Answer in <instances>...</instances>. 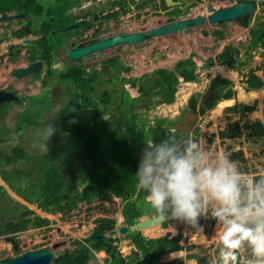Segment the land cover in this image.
Masks as SVG:
<instances>
[{
  "label": "rangeland",
  "instance_id": "374dc122",
  "mask_svg": "<svg viewBox=\"0 0 264 264\" xmlns=\"http://www.w3.org/2000/svg\"><path fill=\"white\" fill-rule=\"evenodd\" d=\"M35 1L40 6L42 5L45 11L54 2L56 3L52 5L53 7L65 6L66 10L71 12L68 14L69 20L75 23L83 21V23L74 29L76 33L70 30L75 40L71 38L68 40L73 41V45H69V42L62 43L54 50L52 60L55 62V67L47 65L44 78L41 77L42 70L41 75L39 74L40 80H34V82L28 80L29 82L26 83L30 84L28 93H25L26 96L24 94L26 98L23 97V102L19 105L12 104L5 117L0 119V157L3 158V161L0 159V212L3 215L6 214L5 218L9 217L12 208L15 213H19L23 208H28V204L31 205L30 208H33L32 213L34 214L39 210L40 204L46 207L45 210L48 212H45L46 214L53 216L51 222L55 224V231L59 230L63 232V236H73L82 242H84L82 238L84 232L88 234L92 225L97 224L103 217H112L116 221L117 219L122 220L121 209L124 201L109 194L92 198L89 201H78L72 206L73 196L76 195L75 190L79 192L83 188L78 182L85 180L76 176L80 174L85 164V161L77 155L72 154L71 158H67L66 154V163L59 161L58 158L53 159L48 167L56 166L57 177L61 175L59 182L64 181L63 184L67 189L61 191L63 187L59 190V196L62 197L54 199L55 203L48 202L47 196H44L45 187L40 182L42 163L47 156H54V153L64 154L69 142L66 134L60 130V122L55 116V111L61 108L70 96H73L70 84L61 79L55 78L54 80L48 74V71L53 74L54 71H59L64 66L82 68L93 78L91 89L85 90L84 95L89 104L98 107L109 127H114V122L120 115L119 105L132 100L127 106L131 108V114L127 113V116L119 119L118 122L127 126L121 125L120 131L133 150L134 157L138 160L142 158L144 141L133 142L131 140H136L137 136H141V126L154 135L156 131L153 132V128L157 122L165 120L163 125L172 127L171 131L175 133L177 142L183 144L188 140L189 135L193 136L206 151L207 163L210 165L216 164V156L228 153L230 159L242 172L244 182L251 183L264 179V72L261 69L264 59L259 56L258 49L248 54L251 35L249 26H253L256 16L252 17L249 26H242L236 21L205 22L193 27L187 33L161 36L139 44L124 45L120 49H107L100 57L73 60L67 52L79 43H88L92 41L91 39L102 38L101 36L121 34L123 30L134 32L150 29L160 25L159 22L170 20L163 15L153 13L157 10L156 8L150 11L152 5L156 3L160 5L162 2L160 0L152 2L123 0L120 9L116 10V3L120 0ZM194 1L196 4H189L190 9L185 12L192 14L193 17L208 15L205 10L208 3L200 0ZM83 6L86 7L83 8ZM200 6L203 7L202 10ZM212 6L216 9L220 8V4L214 3ZM103 10L109 11V14L104 16ZM94 15L100 17L94 19L92 18ZM90 17L92 19L88 20L87 18ZM46 18L47 15L31 19L30 29L33 30V34L38 33L41 22ZM60 36L63 38V33ZM65 41L67 39H63V42ZM10 42L12 41L8 40L3 43ZM223 51H228L234 61L229 63L228 58L222 54ZM22 52L23 49H21ZM189 61L194 65L195 79L184 81L179 76L176 67L179 63H183L186 67ZM222 69L225 71L223 72ZM249 70H254L253 75L262 78L260 88H248L245 83V74ZM160 71H167L176 77V91L172 103H162L165 93L160 94L159 90L165 87V83ZM218 77L230 81L225 88H230L234 92L232 103L221 105L222 101H219L214 103L212 108H208L205 101L211 104L213 102L211 96H214L215 92L221 88V84L217 82ZM157 79L162 81L160 86L156 83ZM134 84L136 86H133ZM139 87L143 88V94L139 92ZM241 93L244 96H240ZM192 96L197 97V103L194 111H189L187 106ZM238 104L248 105L252 111L243 113L239 106L236 109H230ZM131 115L136 116L134 121ZM168 121H173V125L169 126ZM21 122L28 124L18 130ZM257 122L262 126L261 135L256 136L249 130H245L246 126H255ZM48 124H51L56 131L47 141L48 152L46 153L41 151L38 145L42 142L39 132ZM21 155H24L22 159H18ZM56 180L58 181V178ZM22 203L25 205H21ZM29 215L31 213L24 214L29 222V225H25L26 230H31L30 228L36 226L37 217L34 219ZM202 226L203 232H192L188 225L182 222L167 221L164 232L171 230V238L180 235L177 242L181 243L175 246L177 248L173 245L172 248L176 250L172 248L168 250L158 259L159 262L162 264L175 262L176 264L180 260L182 264H220L219 254L222 245L219 241V233L222 232V228L211 218L210 214L207 219L203 218ZM178 230H182V233L177 234ZM142 232L146 236L164 238V233L157 236V229H154V235H147L145 230ZM52 234V237H56L55 232ZM116 238L115 249L126 257L132 248L131 242L127 239V235ZM103 240L112 241L108 237L100 241ZM78 243L81 244V242ZM114 246L112 244L113 248ZM105 249L104 245V248L93 249V252L104 253L106 256ZM123 249L128 252L124 253ZM191 254L198 256V259H189L188 256ZM248 254L247 249L240 250L241 264ZM107 255L111 257L110 253ZM90 259L91 264H98L93 254Z\"/></svg>",
  "mask_w": 264,
  "mask_h": 264
},
{
  "label": "trees",
  "instance_id": "16d2710c",
  "mask_svg": "<svg viewBox=\"0 0 264 264\" xmlns=\"http://www.w3.org/2000/svg\"><path fill=\"white\" fill-rule=\"evenodd\" d=\"M12 9L22 10L34 16H40L43 12L42 7L39 6L35 0H0V13ZM64 11H66V7L62 6V9H60L61 15L64 14ZM59 23L61 24L60 27L68 24L67 21ZM251 37L248 54L257 49H261L258 53L259 56L264 59V24L258 25L257 28H253ZM48 46V41H43V47L45 50L43 57L49 62ZM222 54L228 58L227 60L230 61L229 63L234 61L228 51H223ZM188 64L189 65H186L185 67L183 63H179L176 67L179 76H181L184 81L195 79V75L193 74L194 65L190 61ZM261 69L264 72V63L263 66L261 65ZM253 72L254 70H249V72L245 74V83L248 85V88L258 89L262 85V78L253 75ZM159 73L162 75V79L165 83V87L159 90L160 94L165 93L162 103H172L176 91V77L174 74L167 71H160ZM59 78L72 84L74 95L55 113L56 118L60 122L59 127L61 132L66 134L69 139V142L65 147L66 151L62 155L60 153H54V156H47L42 163L40 182L45 187L44 196H47L48 202H52L54 199L58 198V191L64 187L62 182L56 180L58 169L54 165L48 167V163L52 162L55 158L66 163L67 158H71V155L73 154L79 156L85 161L82 173L87 176V180L89 181V186L86 187L82 193H78L75 200L89 201L92 198L100 197L102 195L104 197L108 194L120 198L124 201L121 214L125 225L134 224L136 219L141 216L155 215L151 207L145 202L144 197L146 193L138 191L136 188L137 178L135 175L140 160L134 157L133 150L120 131L121 125L123 124H121L122 122H118L119 119L121 120L124 116H127V113L130 112L131 114V108L127 106L132 100L130 99V102L126 101L125 104H122L121 106L119 105L121 108L120 115L116 119V122H114V127H109L108 122L103 119V115L98 107L89 104L88 99L84 95L85 90L91 89V84L93 82L91 76L86 74L82 68L67 67L64 71L59 73ZM137 81L138 80H136V82ZM217 82L221 84V88L215 92L214 96H211L213 98L211 104L205 101L208 108H212L214 103L230 100L234 96V92L230 88H225L230 81L218 77ZM156 83L160 86L162 83L161 79H157ZM135 84L133 86H136ZM138 90L143 94L144 91L142 87H139ZM196 103L197 97L192 96L188 101V110L194 111ZM238 106L242 109L243 113H249L252 111V108L245 104L234 105L230 107V109H236ZM131 117L134 121L136 116L131 115ZM25 120L28 121L27 119ZM164 122L165 120L157 122V125L153 128V132L156 131L154 135L151 131L145 130V127L141 126V136H137L136 140L131 141L143 142L147 138H150L159 143L161 140L167 139L172 133V127L164 126ZM25 124L27 125L28 123L21 122V124L18 125V130H20ZM167 124L172 126L173 121H168ZM245 130H249L256 136L261 135L263 132L262 126L259 122H257L255 126H246ZM238 131H240V129H238ZM66 154L68 155L67 158ZM22 156L24 155H21L18 159H22ZM0 159L3 161V158L0 157ZM114 224L115 220L111 219L107 229H112ZM200 224H203V218H201ZM161 226L162 228H165L166 222L162 223ZM188 228L192 232L197 231L190 226H188ZM179 236L177 235L171 239L162 237L157 239H146L140 233H132L128 239L131 240L135 249L141 253L142 258L147 257L150 261H154L159 259L161 255L167 253L168 250H171L173 245L174 248H177L175 246H179L181 243L180 241L177 242ZM111 240L113 241V239ZM112 241L103 240L94 242L93 249L100 250L104 248L105 245V251L107 254L110 253L111 258L117 263L121 258V254H119L115 247H112ZM174 248H172V250H176ZM74 257L77 262H69L68 259L70 256H67L55 261L53 264H82L86 262L91 255L88 251H80L76 253ZM188 258L198 259V256L191 254ZM178 261L179 262L176 264H182L180 260ZM170 264H175V262Z\"/></svg>",
  "mask_w": 264,
  "mask_h": 264
},
{
  "label": "clouds",
  "instance_id": "9594fccd",
  "mask_svg": "<svg viewBox=\"0 0 264 264\" xmlns=\"http://www.w3.org/2000/svg\"><path fill=\"white\" fill-rule=\"evenodd\" d=\"M55 131L51 124L40 130L41 151L48 152L47 141ZM144 145L136 188L146 193L145 202L157 219L176 220L203 232L200 220L210 214L222 228L220 264H241L242 248L249 253L243 264H264V179L244 182L228 153L216 156V164L210 165L206 151L191 135L183 144L172 132L159 143L144 140ZM118 223L125 225L123 216ZM160 228L163 233L165 228Z\"/></svg>",
  "mask_w": 264,
  "mask_h": 264
},
{
  "label": "flooded vegetation",
  "instance_id": "af4514ba",
  "mask_svg": "<svg viewBox=\"0 0 264 264\" xmlns=\"http://www.w3.org/2000/svg\"><path fill=\"white\" fill-rule=\"evenodd\" d=\"M147 1L152 2L153 0H147ZM147 1L144 0V2H147ZM160 1L162 2V4L159 5L158 3H156V5H152L150 7L151 8L150 11H152L153 8L154 9L156 8L157 10H154L153 13H158L160 15H163L166 19H171V18L178 19L179 17L184 18V17H187V15H191V17H193L192 14L186 13L185 11H188L190 9L189 4L191 5L196 4L194 0H160ZM200 1H204L208 3L207 6L205 7V10L208 7H214L212 6L214 3L220 4V8L226 7L229 5L239 4V3H251L253 7L246 14L247 26H249V22L251 21L252 17L256 16V19H255L256 21H254L255 25L253 23V26H249V33L252 32L253 28H257L258 25L264 24V0H200ZM121 2H123V0H120V2L116 3L117 4L116 10L120 9ZM55 3L56 2H54L53 4ZM53 4H51L50 8L47 11H45L42 8L43 12L40 16L47 15V18L41 22L39 31L36 34H33L32 33L33 30L30 29L31 19H37L40 16H34L30 13H26L25 11H22V10L20 11L17 9H12L10 11L0 13V18L11 17L10 19L8 18L2 21L0 20V25H1L0 26V119H2L3 116L5 117L6 113L9 111L8 110L9 107L12 104L19 105L20 103L23 102V97L26 96L29 90L30 83H26V82H29L28 80H30L31 82H34V80H40L39 74L40 72H42V70H43V75L41 77L44 78L46 74L47 65H50V66L52 65L51 66L52 68L55 67L54 65L55 62H53L52 60V54L54 50L56 48H59L60 44L69 42L68 39L70 38L73 39L74 41L75 37L72 36V34L70 33V30L74 31V29H76L78 25L80 24L82 25L83 23V21H79L78 23L72 22V20H69V15H68L71 12L66 10L64 11V14L61 15L60 9H62V6L60 8L59 6L53 7L52 6ZM85 7L86 6H83V8ZM199 8L201 10L203 9L202 6H200ZM185 13L186 15H184ZM103 14L104 16L108 15L109 11L103 10ZM208 16H209V13L206 16L203 15V17L205 18H207ZM98 17L100 16L94 15L92 18L97 19ZM92 18L90 17L87 19L90 20ZM63 21H67L68 24L66 26L60 27L61 24L59 22L62 23ZM219 23H222V22H219ZM72 25H76V27L63 31L65 28L72 26ZM124 31L126 30H123V32ZM61 33H63L64 35L63 38L62 36H60ZM72 33H76V32L74 31ZM29 36L32 37L30 39L31 41L29 43H26L25 40L30 38ZM52 36H56V38H52ZM101 37H108V36H101ZM251 38L252 37L250 35V41H251ZM63 39L64 40L67 39V41L63 42ZM8 40H11L12 42L8 44L3 43ZM43 41H48V44H49L48 46L49 60H50L49 62L47 61L46 58L43 57V54L45 52L44 47H43ZM73 41L69 42V45H73L74 43ZM82 43H86V42H82ZM22 46L24 48H21ZM15 47H18V49H15ZM21 49H23L22 53H21ZM258 50L259 52L261 51V49H258ZM35 64H37L38 67L26 73L22 77H17V76L12 75L13 70L27 68ZM67 67H74V66H64V68H62L61 70L56 71V72L54 71L53 74H50V71H48V74L50 77H53L54 80L60 79L59 73L64 71ZM64 81L68 82L66 80ZM69 84H70L71 94L74 95L72 84L71 83ZM7 94H12L13 96L17 98V100L5 101L4 98L7 96ZM69 98H72V96H70ZM57 111H55V113ZM50 163L51 162L48 163V166ZM76 176H79L80 179H83V180L85 179L82 182L80 180L78 182V184L80 183V185L83 186L81 191L78 192L77 190H75V188L73 189L76 191L75 193L77 195L78 193H82L84 189L89 186V181L87 180V176L83 175L82 171L80 172V174ZM60 177L61 175L57 177L58 181L60 180ZM73 178L76 179L77 177H73ZM60 182L64 183V181H60ZM74 183H75V180H74ZM65 189L67 188L64 184V188L61 191H64ZM59 195H60V191H58V198L56 199H59L62 197ZM76 195L75 197L73 196L74 200L76 198ZM11 198L14 199L12 196ZM55 201H52V202L55 203ZM77 202H78V199H76L74 203L72 202L73 203L72 206L76 205ZM21 205L24 206L25 203H22ZM30 206L31 205L28 204L27 206L28 208H23L21 212L19 211V213L18 212L15 213V210L12 208L11 213L9 214V217H6V218H5L6 214L3 215L0 212V262L5 261V260L7 261V260L15 259L17 257L22 256L23 254L42 249L44 247H48L51 253L54 254L49 264H53L55 261L60 260L63 257H67V256H70V258L68 259L69 262H77L76 258L74 257L76 253L80 251L82 252L88 251L90 255L93 254V241H90L91 243L87 242L89 241L87 239L89 235H93L98 232L103 236L102 239H104L105 237H108V233L111 230H114V229L116 230L117 226L120 225L118 223V219L116 221V219L112 217H103L102 219L99 220L97 224L92 225V227L88 230L89 231L88 234L83 231L84 237L82 238L84 242H82L81 240L73 236H63L64 235L63 232L59 230L55 231V228H54L55 224L51 222L53 216H49L48 214H46L48 212H46L45 206H41L39 204L38 206L39 210L35 211L34 214L32 213L33 208H30ZM25 213H31V215L29 216H32V218L34 219L37 217V219L35 220L36 226L30 228L31 230L25 229L26 228L25 225H29V222H27L28 219L24 216ZM111 218L115 220V224L112 229L108 230L107 227L109 226V221L111 220ZM35 221L33 223H35ZM38 223L39 225H37ZM95 228L97 229L96 231H95ZM154 229L156 230V227ZM54 232L56 234V237H52L53 236L52 233ZM130 235L131 234L127 235V239ZM37 238H39V240H37ZM108 238L113 239L112 244L114 246L117 238L116 237H112V238L108 237ZM128 240L129 242H131L130 239ZM78 242H81V244H79ZM90 244H92V246ZM131 244H132V248L130 249L129 254L127 253L126 257H123L121 255V258L118 260L117 263L115 260H113L111 257H108V255L106 254V256H103V257H98V255H96L98 264H141V263L162 264V262H159L158 259L154 261H150L147 257L142 258L141 253L135 249L132 242ZM57 251L59 252V256H56L55 254V252ZM123 252L126 253L124 249H123ZM82 264H91L90 257L86 262Z\"/></svg>",
  "mask_w": 264,
  "mask_h": 264
},
{
  "label": "water",
  "instance_id": "95a60500",
  "mask_svg": "<svg viewBox=\"0 0 264 264\" xmlns=\"http://www.w3.org/2000/svg\"><path fill=\"white\" fill-rule=\"evenodd\" d=\"M252 7L253 6L251 3H239L218 9L214 7H208L206 9L207 12L209 13V16L207 18L203 16L191 17V15H187L186 18L183 17H179L178 19L171 18L168 21H164L163 24H160L159 26L150 29H145L140 32L124 31L121 34L98 38L88 43L87 42L80 43L76 47L69 49L67 53L68 56L73 60H79L81 58L89 59L94 56L100 57L103 56V51L109 48L116 47V49H120L124 45L139 44L161 36L174 35L180 32L187 33L190 32L193 27L201 25L205 22L217 23V22L236 21L242 26H247L246 14L248 11L251 10ZM8 18L10 19L11 17H2L0 18V20L2 21ZM73 27H76V25L69 26L65 28L63 31L69 30ZM37 67L38 65L35 64L27 68L13 70L12 75L17 77H22L26 73L34 70ZM4 100L5 101L17 100V98L12 94H7ZM167 221H173V220L171 219L159 220L156 218V215L142 217L139 218L131 226L121 225L117 228V230L115 229L111 230L108 233V237L112 238L114 236L128 235L133 232H141L142 229L148 227H156L157 230H162L160 228V225ZM163 233H164L163 235L164 238L172 237V232L170 230H166ZM181 233L182 230L177 231V234H181ZM102 237L103 236L97 232L93 235H89L87 239L89 241L98 242L102 239ZM55 254L56 256H59L58 251L55 252ZM53 255L54 254L51 253L48 247H44L42 249L23 254L22 256L17 257L15 259L2 261L0 262V264H49L51 259L53 258ZM141 264H147V263H141Z\"/></svg>",
  "mask_w": 264,
  "mask_h": 264
},
{
  "label": "bare ground",
  "instance_id": "6f19581e",
  "mask_svg": "<svg viewBox=\"0 0 264 264\" xmlns=\"http://www.w3.org/2000/svg\"><path fill=\"white\" fill-rule=\"evenodd\" d=\"M159 23H163V22H159ZM157 26H159V25H157ZM156 27V26H155ZM141 30H139V31H134V32H140ZM129 32V31H128ZM31 38H28V39H26L25 40V42L26 43H29L31 40H30ZM151 40V39H150ZM149 41V40H148ZM113 49H115L116 47H112ZM112 48H109V49H112ZM104 52V51H103ZM222 71L224 72L225 70L224 69H222ZM240 96H244L242 93L241 94H239ZM244 101V100H243ZM232 103V100L230 99V100H224V101H222L220 104L222 105V104H231ZM142 230H145V233L148 235V234H150V235H154L153 233H154V229H152V228H149V229H147V228H144V229H142ZM142 234L144 235V236H146L143 232H142ZM160 234H162V231L161 230H158V234H157V236H159ZM156 235V234H155ZM146 237H151V236H146ZM151 238H154L153 236L151 237ZM124 242V241H123ZM123 244H125V242L123 243ZM127 252H128V250H127ZM126 252V253H127ZM97 255H99L98 257H103L105 254L104 253H99V254H97ZM127 255V254H126ZM188 264H193V263H188Z\"/></svg>",
  "mask_w": 264,
  "mask_h": 264
},
{
  "label": "crops",
  "instance_id": "0c3cea01",
  "mask_svg": "<svg viewBox=\"0 0 264 264\" xmlns=\"http://www.w3.org/2000/svg\"><path fill=\"white\" fill-rule=\"evenodd\" d=\"M3 109V108H2ZM150 228H152V227H150ZM148 229H149V227H148ZM152 237V236H151Z\"/></svg>",
  "mask_w": 264,
  "mask_h": 264
}]
</instances>
